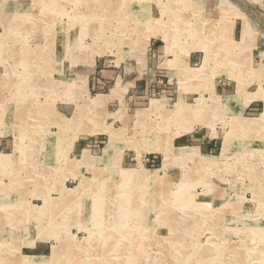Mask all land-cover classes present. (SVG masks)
<instances>
[{
    "label": "rangeland",
    "instance_id": "obj_1",
    "mask_svg": "<svg viewBox=\"0 0 264 264\" xmlns=\"http://www.w3.org/2000/svg\"><path fill=\"white\" fill-rule=\"evenodd\" d=\"M0 264H264V0H0Z\"/></svg>",
    "mask_w": 264,
    "mask_h": 264
},
{
    "label": "bare ground",
    "instance_id": "obj_2",
    "mask_svg": "<svg viewBox=\"0 0 264 264\" xmlns=\"http://www.w3.org/2000/svg\"><path fill=\"white\" fill-rule=\"evenodd\" d=\"M209 108H210V107H209ZM229 141H230V139H227V140H226V144H230ZM230 142H231V141H230ZM188 156H189V155H188ZM190 156H191V155H190ZM63 214H64V213H63ZM113 233H114V232H113ZM125 234H126V233H125ZM116 237H117V236H116ZM120 240H121V239H120ZM131 240H132V239H131ZM119 242H120V241H119ZM119 244H120V243H119ZM113 245H114V244H113ZM117 245H118V244H117ZM133 250H134V249H133ZM137 251H138V250H137ZM202 258H203V257H202Z\"/></svg>",
    "mask_w": 264,
    "mask_h": 264
}]
</instances>
